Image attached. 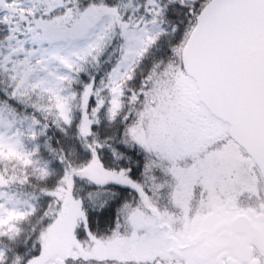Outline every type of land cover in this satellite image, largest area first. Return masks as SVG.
I'll return each mask as SVG.
<instances>
[{"label":"snow or ice","instance_id":"obj_1","mask_svg":"<svg viewBox=\"0 0 264 264\" xmlns=\"http://www.w3.org/2000/svg\"><path fill=\"white\" fill-rule=\"evenodd\" d=\"M0 264H264V0H0Z\"/></svg>","mask_w":264,"mask_h":264}]
</instances>
